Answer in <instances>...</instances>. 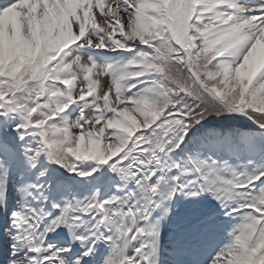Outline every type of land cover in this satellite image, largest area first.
<instances>
[{
	"label": "snow or ice",
	"instance_id": "6c2138e0",
	"mask_svg": "<svg viewBox=\"0 0 264 264\" xmlns=\"http://www.w3.org/2000/svg\"><path fill=\"white\" fill-rule=\"evenodd\" d=\"M0 264H264V0H0Z\"/></svg>",
	"mask_w": 264,
	"mask_h": 264
}]
</instances>
